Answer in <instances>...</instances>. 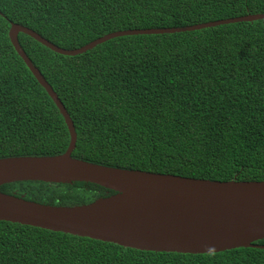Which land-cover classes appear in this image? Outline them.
<instances>
[{
	"label": "trees",
	"instance_id": "trees-1",
	"mask_svg": "<svg viewBox=\"0 0 264 264\" xmlns=\"http://www.w3.org/2000/svg\"><path fill=\"white\" fill-rule=\"evenodd\" d=\"M264 13V0H0V157L64 153V116L16 51L19 23L66 49L110 32ZM19 41L58 93L87 161L212 180H264V18L118 36L78 55ZM55 205L115 194L88 181H16ZM255 243L264 245V239ZM0 264H264V247L147 251L0 220Z\"/></svg>",
	"mask_w": 264,
	"mask_h": 264
},
{
	"label": "water",
	"instance_id": "water-1",
	"mask_svg": "<svg viewBox=\"0 0 264 264\" xmlns=\"http://www.w3.org/2000/svg\"><path fill=\"white\" fill-rule=\"evenodd\" d=\"M260 18H264V13L181 27L117 30L73 49L53 43L30 27L12 23V44L56 103L71 139L68 149L61 154L0 157V186L29 180L88 181L116 193L88 203L55 205L0 190V220L147 251L202 254L244 246L264 247L255 243L264 239V180H212L121 168L74 157L78 138L74 121L18 38L24 32L58 53L78 55L118 36L174 33Z\"/></svg>",
	"mask_w": 264,
	"mask_h": 264
}]
</instances>
